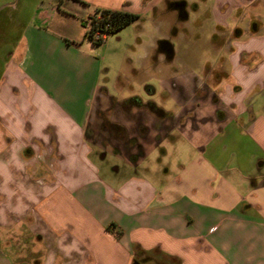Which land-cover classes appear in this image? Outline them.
I'll return each mask as SVG.
<instances>
[{
    "label": "crops",
    "instance_id": "crops-1",
    "mask_svg": "<svg viewBox=\"0 0 264 264\" xmlns=\"http://www.w3.org/2000/svg\"><path fill=\"white\" fill-rule=\"evenodd\" d=\"M78 1L49 0L29 19L0 17V264H132L139 252L170 264H264V0ZM168 1L184 2L185 20ZM160 2L176 21L189 23L191 10L212 24L223 73L204 77L215 86L202 98L216 114L182 103L176 114L196 110L198 122L178 170L137 172L154 146L139 161L128 157L123 181L105 182L87 136L102 62L82 20L107 9L139 21ZM174 38L153 40L150 58L166 50L175 58ZM237 131L253 148L241 161L250 172L212 150Z\"/></svg>",
    "mask_w": 264,
    "mask_h": 264
},
{
    "label": "rangeland",
    "instance_id": "rangeland-1",
    "mask_svg": "<svg viewBox=\"0 0 264 264\" xmlns=\"http://www.w3.org/2000/svg\"><path fill=\"white\" fill-rule=\"evenodd\" d=\"M48 2L0 0V17H15L18 14L19 18L29 19L45 12L43 3L47 6ZM162 7L163 29H158L153 23V15L161 18ZM203 7L202 4L200 8ZM165 9L163 3H158L156 13L142 15L141 20L118 33L107 35L103 44L98 46L97 53L102 62V89L90 107L87 136L96 151L91 156L92 164L105 182L123 181L133 170L127 167L128 157L133 156L139 161L154 146L153 155L136 167L137 172L142 173L144 168L159 174L168 167L178 170V156L182 158L190 154L188 139L192 134L191 125L198 122L193 114L196 110L187 109L189 113L180 111L176 114L186 106L182 103L189 101V106L195 109L200 107V113L207 119L215 117L216 112L206 114L213 110L212 102L202 98L208 95L206 87L215 86V82H205L204 77H209L212 70L219 78L223 73L222 66L217 65L218 54L210 47L212 24L203 23V18H197L191 10L189 23H182ZM202 23L204 27L200 30L198 28ZM172 35L177 38L172 41L175 58L169 54V50L163 52L160 61L156 56L150 58L152 41L164 36L170 39ZM186 43L194 44L189 47ZM188 76L193 81L182 82ZM181 85L185 88H181ZM186 91L190 93L189 99L184 97ZM196 100L201 102L197 104ZM161 109L170 115L157 112ZM222 138L218 137L212 143L215 146L212 148L214 154L220 155L231 169L240 167L250 172L253 164L246 168V163L241 162L253 154L248 139L239 131ZM159 143L160 146L157 145ZM208 155H211V150ZM180 161L181 164L183 159ZM114 169H118V172H114Z\"/></svg>",
    "mask_w": 264,
    "mask_h": 264
},
{
    "label": "trees",
    "instance_id": "trees-1",
    "mask_svg": "<svg viewBox=\"0 0 264 264\" xmlns=\"http://www.w3.org/2000/svg\"><path fill=\"white\" fill-rule=\"evenodd\" d=\"M167 8L169 10L178 9V18L180 21L186 19L184 2L168 1ZM138 19V15L129 12L95 9L92 15L88 16L85 20H82V25L86 29L84 38L92 45L98 47L103 44L107 35L118 33L125 27L138 21ZM165 45H167L166 42H159L158 44L159 48L161 49H164ZM157 112L160 111L158 110ZM133 258L132 264H170V260L167 261L166 259V261H157L154 258V254L148 255L144 252H139L138 254L134 255Z\"/></svg>",
    "mask_w": 264,
    "mask_h": 264
}]
</instances>
